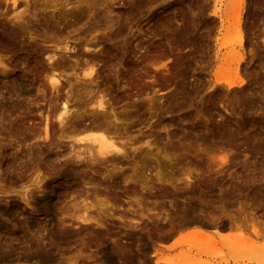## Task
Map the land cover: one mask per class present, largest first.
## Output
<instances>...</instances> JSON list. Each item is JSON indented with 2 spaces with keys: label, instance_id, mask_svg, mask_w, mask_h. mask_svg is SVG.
Listing matches in <instances>:
<instances>
[{
  "label": "rangeland",
  "instance_id": "1",
  "mask_svg": "<svg viewBox=\"0 0 264 264\" xmlns=\"http://www.w3.org/2000/svg\"><path fill=\"white\" fill-rule=\"evenodd\" d=\"M130 1L114 0L113 2L111 1L113 3L111 4L109 0L110 5L108 6L97 5L96 8H94L95 10H91L92 14L89 18L83 16V18L74 25V27L77 28L76 31V28L71 29V32L70 29L69 32L68 30L66 31L67 33L64 31L66 34L63 32L64 35L58 36L59 39L61 38V42L59 41V43L58 40H54L58 44L61 43V45H64V43H67L71 48L73 47L71 52L65 54L63 57L64 61L66 60L64 62L67 64L66 66H73L75 69L71 67V69H66L65 66V73L63 72L60 76L61 83L64 85L69 84L67 83L68 79L70 82H73L75 80V75H73V73L80 72L79 69L83 65L82 62L89 60L87 58H90L91 55L95 56L96 60H93L95 64L93 76L94 81H96L93 86L97 85V90L99 88V90L105 94L106 104H108L106 107V109H108L107 113L111 111V116L108 117V121L113 122L114 124L110 122L113 126L117 124L118 126L121 125L118 127L120 130L119 132L122 131L120 136H124L128 133L129 135H126L131 137H129L130 140L138 137L140 140L142 139L141 141H143V139L146 140L149 136H154L157 132L156 135L159 134L162 136V140L159 141V144L157 143L156 147L159 153L155 150L156 148H153L150 156L153 169L152 171L147 170V172H149V176L152 177V173L159 170L163 177V182L155 181L154 184H152L150 192L147 190H138L137 196L140 199V209L138 208L136 212L132 211V208L135 206L128 208V202H126L127 195L119 196V200H114V198L110 196L114 192H107L103 184H96L95 186L92 184L90 185V183L81 184V190L84 196H87L86 193L92 196L98 187L97 190H100L103 194L105 193L108 198H110V201L113 202L110 203L114 207L109 206L106 211L97 213V210H99L97 207V210L93 209L91 211L92 215L95 216L97 214L101 217V224L96 221L94 222V220L86 223L79 219L69 218L68 216L64 217L63 220V216L58 211L56 216L50 220L48 217L40 215L39 212L32 209L30 205H26L19 196V192H22L27 187L31 189L32 185L31 181L29 182L30 178L32 180L34 177L40 175L42 183H50L57 179L54 174L51 173L53 170L51 166L50 169L47 161H44L47 159L45 155L39 156L36 153L31 159L32 156L26 157V155L23 154L28 148H34L33 145L37 146L38 141L40 145L43 144V146H45V142L46 145H48L53 139L57 141V133L54 134V132H52L53 128H55L53 126L57 125L54 118V120L51 118V122H49L50 127H53L51 128V138L41 141L42 135H39L42 133L41 129L43 122H40V116L38 114L39 111H48L49 105L47 104L50 102L49 104L51 106L53 101L55 102V94L57 91L49 86L45 78L46 76H44L47 72L49 73L45 56L40 57L37 63L32 61L30 56L24 52L5 54L0 52V60L4 63L3 65L0 64V103L5 100L4 96H2L3 92L4 95H6L5 90H11L9 87L10 85L5 83L7 77H16L21 73V69L17 70L12 66L15 60H18L16 65L17 68H26L27 66H29L27 69L31 68L32 73L26 76V82L34 81L33 85L35 84L32 89V95L29 97L25 95L21 99L30 103L29 98L32 96L33 99H30L33 102H38V105L36 102L34 105L31 101L32 103L30 104L33 105L30 107V104L24 102V100L21 101V99H18L17 101H19L22 107L19 105L17 111L14 110V112L12 111L13 113L11 112L13 115L8 114L9 116H6L2 123L0 122V126L2 127L0 129L2 130L9 126L14 127L13 125L16 127L13 131H20L23 129V132L15 131L12 132L11 135L6 132L1 133L3 132L2 130L0 131V185L3 186H0V210L6 209V207L12 204H17L18 206L17 212L15 213L16 215L13 217L9 216L5 218V216L0 214V223L4 222L3 224L7 227L0 234V241H7L10 238L9 236H11V238L14 239L12 240V245L16 248L15 252L10 253L12 257L11 261L4 264H110L104 260V252L107 250H118L119 248L125 249L128 248L129 245L135 246H133V248L131 247L134 251L137 249L139 252H143L142 257H145V259L147 258L146 264H162L155 262L157 258H164L174 264H240L242 260L246 258V255H249V253L253 251L264 255L263 246L262 248L250 246L242 249H232V247L230 248V246H228L231 241H236L240 238H253V240L257 242L258 240L264 241V230H262V228L264 229V224H262L264 223V201H261L263 204L260 205L262 206L255 207L248 198V196L253 193V190L256 189L264 199V149L261 151L259 149V152L256 151L255 153H251L252 150H249L252 149V146L260 145L261 143L263 146H260L264 147V133H260L258 130L251 131L249 129L252 128L247 129V127L239 125L243 117L264 119V21L263 19L262 21L259 20V11L256 8L261 5L264 10V0H244L242 6L238 5L240 0ZM138 2L140 4H138ZM186 3H190L191 7H188ZM29 4L26 7L24 1L17 0L16 6H13L11 0H0V16L2 12L8 11L10 13L5 17L11 18L9 16L11 12H13V7L17 11L21 10V8L23 9V7L29 8ZM36 8V16L31 18V23L28 25L30 30L31 28L36 29L39 27L44 19H47L50 24L56 26L60 15H64L63 12L65 11L60 5L55 8H53V6H48L46 9H43L40 5H36ZM81 9L82 7L78 8V10ZM249 9L250 11L248 12L247 10ZM26 12L24 13L25 15ZM212 13H216L219 18ZM102 15L105 16V18L108 16V18H113L118 21L114 23V26L112 25L113 28L111 27V30L108 28H106V30L103 29V25L100 24L101 21H103ZM115 15L118 19H116ZM62 21L72 23V19L69 17L62 19ZM248 21L250 27L248 23H246ZM235 22H237V24H235ZM15 23L24 25L25 27V23L21 20H16ZM186 25L188 26L187 34L183 33ZM118 27L122 29L118 37L116 36L115 39L108 41L107 36L112 33L115 28L118 29ZM89 35L92 38H89ZM36 37L32 40L26 32L22 36L21 41H23V43L35 42L41 47H49L50 44L52 45V43H55L51 36L49 38L48 36L44 37L42 35L39 36L40 38ZM135 44H137V46ZM115 47L118 48V50L121 49L120 58L119 54L117 56L118 58H113V54H111ZM56 53L57 55L59 54L58 52ZM104 54L107 55V60L103 58L102 55ZM149 54H153L154 56L152 55L153 57H151ZM68 55L70 56L67 57ZM110 55L112 56L110 57ZM148 55L150 57H148ZM240 56L242 60L239 62L236 69L240 78H236V76H232L233 73H231L234 72L235 74V69L228 71L226 68ZM21 57L27 59L25 60ZM146 59L149 61H146ZM219 59H221V61ZM23 60L27 61L28 64L24 63L19 66V63L23 62ZM29 61L31 63H29ZM214 73L217 77L221 78V81L227 80L228 78L238 81V79L242 78L243 82L239 86L227 88L224 84L214 83ZM253 76L255 77L252 79ZM17 77L15 79L20 81V75ZM77 83L79 84L80 82ZM75 85L77 87L80 86L77 85L76 82ZM66 86L68 88V85ZM66 86H64L59 93L64 94ZM93 86L91 87L93 88ZM149 95L152 97H148L151 100L147 99ZM25 97L28 100H26ZM13 99H15L14 95ZM139 99H141V101H139ZM142 100L146 106H143L144 109L142 110L144 116L141 117L140 115L143 121H141L139 125L136 112L133 111L136 109L135 102L139 101L143 103ZM148 101L149 103L151 102V104H149ZM27 109L31 111L28 112ZM207 109L212 110L210 111L211 116L206 114ZM112 112L115 113V116L117 115V120L118 118L120 119L118 122L113 119L114 115ZM127 113L128 115L132 114L131 117H128ZM16 114L17 116L20 114L21 117H17ZM21 118H23V120ZM122 119H124L123 124L121 122ZM132 122L134 126L131 125ZM159 123L162 125L165 124L169 130H176L177 132L173 136L167 137L164 134L165 132L160 129L162 125H159ZM214 124L222 125V130H216ZM32 127L34 129L39 127L37 131H41L38 134L35 133L36 136H33L35 135V130L30 134V129L32 131ZM149 128L155 130L156 133L153 130L150 131ZM148 131H150L151 135L147 136V134H149ZM227 133L232 134L227 138L228 140L224 137ZM139 134L146 136H139ZM250 134L252 136H250ZM125 138L126 137H124V139ZM62 139L64 141L58 137V142L61 145V149L67 151L65 144L68 145L70 141L66 140V137ZM130 140L128 141L129 143L132 142V140ZM221 141H223L222 145L220 144ZM6 142H8L7 144L11 143L12 146L5 145L4 143ZM137 145L138 143L134 146ZM61 149L57 150L53 148V152L60 151L58 153L63 157L68 156L67 152L64 154L65 151ZM221 152L227 155L226 162L221 163V161L218 160L217 155ZM130 153L133 154L132 151ZM13 155L19 156L17 164H14L16 167H12L15 171H13L11 167H7L10 164L7 162L12 161ZM36 155L40 157L41 160L40 158H35L37 157ZM37 159H39L38 162L36 161ZM156 160L160 162L157 163L158 161L156 162ZM41 162L42 166L40 165ZM102 166H100L101 171L103 170ZM158 166L159 169L157 168ZM107 168H110V166ZM84 169V172H87H85V174H89L90 176L94 174V166L90 165ZM125 172L128 173L130 171L125 169ZM16 174H19V176L16 177ZM42 175L44 176L41 177ZM187 176L192 178V181L188 182ZM10 180L12 182L11 185L9 184ZM84 182H86V180ZM161 188L164 191L160 190ZM31 191L30 193L33 195L31 197L33 198H30V202L32 204L33 199L37 198L39 193L33 188ZM164 192L170 195H164ZM89 194L87 201L93 200H90L91 196ZM187 194L190 196L188 197ZM67 198L69 199L70 197ZM171 199L179 203H174ZM170 203L172 205H169ZM240 205L245 210H239ZM170 206L173 207V209ZM223 206L224 208L226 207V209L230 208L228 209L231 210L230 214L236 217L235 219L239 225L233 230L229 229L231 231H221L220 233L213 230L212 223L210 222L213 220L212 216H215L214 213H219ZM189 207L195 209L192 214L193 217L191 216L192 218L204 219L202 222L204 225L202 224L201 226H203L202 228H204L205 234L201 235V237H194L193 234L189 233L192 230L191 226H194L193 221H189L190 223L188 221L183 223L182 225L184 226L180 224L181 215H183ZM177 208L179 210H177ZM197 211L201 212L198 213ZM177 218L179 221H177ZM223 219H225V217ZM25 221H38L44 224V230L41 231L44 240H47L45 236L54 225L57 226V229L65 226L70 231H73L74 234L66 242L60 240L57 241L59 243L52 244L51 257L55 259L54 261L40 263L34 258L24 257V255L31 254L32 249H26L23 240L26 238L32 240L41 236L35 229L29 230V232L26 231V233L23 230L24 227L21 225ZM186 223L188 225L185 226ZM18 225L22 227L20 228ZM82 226H86V230H80ZM143 240L149 244L146 251L142 250L144 245ZM98 242L99 244H97ZM136 243L138 245L137 247ZM148 249H151V251ZM15 256H19V258Z\"/></svg>",
  "mask_w": 264,
  "mask_h": 264
},
{
  "label": "bare ground",
  "instance_id": "2",
  "mask_svg": "<svg viewBox=\"0 0 264 264\" xmlns=\"http://www.w3.org/2000/svg\"><path fill=\"white\" fill-rule=\"evenodd\" d=\"M16 1L17 0H11V3H12L13 6L16 4ZM22 1H24L26 7L30 3L29 4L30 7L29 8L23 7V9L21 8V10H17V11L13 7V12H11V14L9 16L11 18L5 17L6 15H8L10 13L8 11L2 12V15L0 16V52H3L4 54L5 53H20V52L23 53L24 52L28 56H30V58H31L32 61H35L37 63H38V60H39L40 57H42V56H45L46 57L47 64H48L47 67L49 69L48 70L49 73L47 72L48 74L46 73L44 76H46L45 78H46L47 82L49 83V86H51V88L53 90H56L57 93L55 94L56 95L55 102L53 101V104L51 106L49 104L50 102L47 104V105H49L48 111L47 110H45V111L43 110V111H39V113H38L39 116H40V122H43V125L39 122L42 125V129L40 128L42 130V133L39 136L42 135L41 136V138H42L41 141L48 140L49 138H51L50 137L51 133L54 132V134L57 133L59 139H61L62 141H64L62 138L66 137V140H69L70 143L68 145L65 144V147H67L66 148L67 151H65V149H61V145L58 142L59 140H58V137H57V141L56 140L54 141V139H53L50 143L47 142L48 145H46V142H45V144H44L45 146H43V144L40 145V142L38 141V145L37 146H34L33 145L34 148H32V147L31 148H28L25 152H23V154L26 155V157L27 156H29V157L32 156L31 159L33 158V155L36 154V153L39 156L40 155L41 156L42 155H45V157L47 159H45L44 161H47V163L49 164V168L51 166V168L53 169L51 173L54 174L55 178H57V179H56V181H53V182H50V183H42V180L40 179V175L34 177L32 180L30 178L29 182L31 181V185L33 186V187L31 186V189L33 188V189H35V191H37L39 193L38 194L39 196L37 198H34L33 199V203L32 204H31L30 200L33 198V197H31L33 195L30 193V191H31V189H29L30 187L28 188L26 186L28 189L25 188V190H23L22 192H19V196L24 201V203H26V205H30L32 207V209H35V211L39 212L40 215H42L44 217H48V219H50V220L53 219V217H55L56 214L59 212L63 216V218H62L63 220H64V217L68 216L69 218L71 217V218L79 219L82 222H86V223L88 221L90 222L91 220H94V222L96 221L97 223L101 224V217L99 215H97V214L96 215L98 217L96 215H95L96 216L95 217L94 215L91 214V211L93 209L94 210H97V208L99 209V210H97V213L98 212L106 211L109 206H112V204L110 203L112 201H110V198H108V196L105 193L103 194V193H101L100 190H97L98 187H97L96 190L94 189L95 190V193L93 194V192H92V194H93L92 196L89 193H86V192L85 193L87 194V196L86 195L84 196V194H83V192L81 190V184H83V183H87V184L90 183V185L92 184L93 186H95L96 184H103L104 187L107 189V192L108 191H113L114 192V193H112V195H110L111 198H114V200L118 199L119 196L127 195L126 196L127 197L126 202H128L127 203L128 204V208L135 206L134 208H132V211L133 212H136L138 210L139 206H140V199L137 196L138 190H140V191H142V190H145L146 191L147 190L148 192H150L151 191V188H152V184H154L155 181L161 182V183L163 182V177L161 176V172L159 170H156L154 173H152V177L149 176L150 174H149V172H147V170H149V171L151 170L152 171V169H153L152 168L153 166L151 165L152 164V161H151V157L150 156L152 154V149L153 148H156L157 147V143L159 144V141L162 140V136H160L159 134L156 135L158 132L156 133L155 130H153V129L152 130L156 133L155 134L156 137H155V135L154 136L152 135V137H154V138H152V137L149 136L146 140L143 139V141H141L142 139L140 140L138 137H136L134 139L132 138L131 139L132 142L129 143L128 141L130 140L129 139L130 136L128 137L129 134L126 133V132H124V131L123 132L126 133V134H128V135L125 134L126 136L125 135L124 136L123 135L120 136V133L122 131L119 132L120 130H119L118 127L121 126V125L118 126V124H117L116 125L117 127H116V126H113L111 124L113 122L108 121V117L111 116L110 115L111 111L109 113H107L108 112V109H106V107H107L108 104H106V98L104 97L105 94H103V92H101L99 90V88H98L99 91L97 90V85L93 86L95 84V81H96V80L94 81V76H93V74H94L93 73L94 72L93 70H94V65H95L93 63V60L96 58L95 56H92L91 55L90 58H87L89 60H86V61L82 62L83 65L81 66V68L78 66L80 68L79 69L80 72L78 71L79 73H73V75H75L74 76L75 78L73 77L75 79L74 81L76 82L77 85H80L81 87L80 86L77 87L75 85V82L74 81H73L74 82L73 83V82H70V80L68 79V82L67 83H69V84H66V85H68V88H67L66 85H64V84L61 83V77H60L63 74L64 70H66L67 68H70V67L71 68H74V67L73 66H70L71 64L69 65L70 67H67L66 66L67 64L64 63L66 60L64 61V57H63L65 54L71 52V50L73 49V47L71 48L69 45H67V43H64V45L62 44L63 46L61 45V43L58 44L59 41H60V39H61V38L59 39L58 36L64 35V33L67 30L69 32V29H70V32L72 31L71 29H75L76 27H74V25H76L83 18V16H87V18H89V16L92 14V11L91 10H93L94 8H96L97 5H102V6H108V5H110L109 4V0H39V1H35V0H22ZM111 1L113 2L114 0H110V3L113 4ZM128 1H130V0H128ZM243 1L244 0H240V2L238 3V5L239 6H242ZM260 3H262V2H260ZM138 4H140V3L138 2ZM187 4L188 3H186V5ZM255 4H254V7H255ZM36 5H40L43 9H46L48 6H53V8H55V7H57V6L60 5L61 8H63L65 10V11L63 10L64 11L63 12L64 15L63 14L60 15L61 12L59 13L60 18L57 21L56 26L50 24L47 21V19H44L41 22V24L39 25V27H37L36 29H32L31 28V30H30L29 27H28V25L31 23V18L36 16V14H35V10L37 9L36 8ZM127 5H129V4H127ZM78 6L80 8L82 7V9L81 10H78V8H79ZM102 6H99V7H102ZM188 7H191V4L190 3L188 4ZM256 8L259 11V14H258L260 16V17H258L259 20L262 21V19H263V21H264V10H263L262 6L260 5V6H257ZM171 10H173V9H171ZM247 11L249 12L250 9L247 10ZM25 12H26V15L24 14ZM106 13H108V12H106ZM109 13H110V11H109ZM212 14H214L216 17L219 18V16L216 13H212ZM57 16H58V14H57ZM254 16H255V13H254ZM66 17L71 18L72 19V23L63 22L62 19L66 18ZM102 17H103V19H102L103 21H101L100 24L103 25V27H104L103 29H105V30H106V28L110 29L112 27V25L114 26V23L115 22H118V21L114 20L113 18L112 19L111 18H108V16H106L107 18H105V16L102 15ZM116 19H118L117 16H116ZM16 20L23 21L25 23V27H24V25L16 24L15 23ZM254 20H255V18H254ZM246 23H248V26H249V24H250L249 21L246 22ZM98 24H99V22H98ZM235 24H237V22H235ZM183 26H185V25H183ZM97 27H99V26H97ZM210 27H212V26H210ZM94 29H97V28H94ZM151 29H152V27H151ZM194 29H195V27H194ZM76 30H77V28L75 29V31ZM121 30L122 29H120L119 27H118V29L115 28V30H113L112 33H110L107 36V40L109 41L111 39H115L116 36L118 37V34H120ZM180 31H181V29H180ZM26 32L28 33V35L30 36V38L32 40L35 39L36 36L39 37L40 35H42L44 37H47L48 36V38L51 36V37H53L52 39H53V42H55V43H52V45L50 44L51 46L49 45V47H41L40 45L36 44L35 42H24L23 43V41H21V38L24 35V33H26ZM86 32H89V31H86ZM90 32H91V30H90ZM95 33H96V31H95ZM183 33H185V34L188 33V26L187 25L184 28ZM86 34H89V33H86ZM81 35H83V34H81ZM64 37H66V36H64ZM198 37H200V36H198ZM207 37H209V36H207ZM67 38H68V36H67ZM67 38H65V39H67ZM89 38H92V37H90V35H89ZM54 40H58V43L56 41H54ZM63 41H65V40H63ZM58 45H61V46H58ZM135 45L137 46V44H135ZM132 51H134V50H132ZM56 52H58L59 54L57 55ZM120 53H121V49L118 50V48H116V47L111 52V54H113V58L114 57L118 58L117 57L118 54H119V58H120L121 57L120 56ZM149 55H148V57H150V56L153 57L154 56L153 54H152L153 56L152 55L149 56ZM69 56L70 55H68L67 57H69ZM102 56H103L104 59H106V60L108 59L106 54H104ZM102 56H99V57H102ZM111 56L112 55H110V57ZM87 57H89V56H87ZM21 58L22 59H25V60L27 59L25 57H21ZM151 59H153V58H151ZM21 60H19V61H21ZM25 60H23V62H20L19 63V66H20V64H24V63H27L28 64V62L25 61ZM147 60L148 59H146V61ZM219 60L221 61V59H219ZM241 60H242V57L240 56V57H238V59L236 61H234L233 63H231L228 68H226V69H228V71H230L231 69L232 70L235 69V74H234V72H231V73H233L232 76L235 75L236 78H240L239 77L240 75L238 76V74H237L238 72H237L236 69H237V67L239 65V62ZM35 62H34V64H35ZM17 63H18V60H15L14 61V64L12 63L13 64L12 66L15 69H17V70L18 69H21L20 70L21 73L18 74V75H20V79L21 80L19 79L20 81H17L18 79L17 80L15 79L18 75L16 77H7V80H5L6 81L5 83H7L8 85H10L9 87L11 88V90L10 89L5 90V94L6 95H4V92H3V95L1 93V95L4 96V98H5V100L0 103V122L1 123L4 121V119H5L6 116H9L8 114L11 115L14 112V110L17 111L19 105L22 107V105L19 104V101H17L18 99H21L25 95H27L29 97L33 93L32 92V89L34 88V85H35V84L33 85V82L34 81H29L28 83L26 82V79H27L26 76L28 74L32 73L31 68L30 69L29 68L27 69V67H29V66L26 67L24 65L23 66L26 67V68H20V67L17 68L16 67ZM29 63H31V62L29 61ZM0 64L3 65L4 63L0 60ZM10 64H11V62H10ZM218 64H219V62H218ZM74 66H76V65H74ZM76 69H78V68H76ZM125 71H126V69H125ZM231 73H230V75H231ZM215 75L216 74L214 73V83L215 84H224L227 88H231V87H234V86H239L243 82V79L242 78L241 79H238V81L231 80L230 78H228L227 80L221 81V78H219V77H217V75L216 76ZM254 77L255 76H253L252 79ZM62 79H64V78H62ZM96 79H97V76H96ZM77 82H80L81 84L80 83L78 84ZM62 85L66 86V90H65L64 94L59 93V91H61L64 88V86H62ZM91 86H93V88ZM255 91H256V89H255ZM13 95L15 96V99H13ZM258 95H260V94H258ZM262 95H261V97H262ZM42 96H44V95H42ZM148 97L149 98H152V97H150V95L147 96V99L148 100H151ZM30 98H32V96ZM30 98H29V100H30L29 102L32 103L33 101ZM25 99H26V97H25ZM22 100H24V99H21V101ZM26 100H28V99H26ZM139 101H141V99H139ZM139 101L138 102H135L136 103L135 104L136 105V109H134L133 112H136V115H137V118H138V121H139V125H140V122L143 121V119L140 118V115H141V117L144 116L142 109H144V107L146 106V104H144V101L143 100H142L143 103H141ZM24 102H27V101L24 100ZM35 102H33V104ZM30 103H28V104H30ZM148 103H149V101H148ZM36 104L38 105V102H36ZM149 104H151V102ZM32 105L30 104V107ZM21 107H20V109H21ZM30 107H29V109H30ZM251 108H253V107H251ZM29 109H27L28 112L31 111ZM211 109L210 110L209 109L206 110V114L209 115V116H211V112H210V111H212ZM36 110H37V108H36ZM43 112H46V113H43ZM128 113H127V115H128ZM112 114L114 115L115 113L112 112ZM131 115H128V117L129 116L131 117ZM16 116H17V114H16ZM18 116H20V114ZM51 116H53V117H51ZM116 116L114 115V118H113V119H115V121L117 120ZM51 118L52 119L54 118L56 120V122H57V125L56 126H53L55 128L50 127V123L49 122H51L50 121ZM134 118H135V116H134ZM18 119H20V118H18ZM21 119L23 120V118H21ZM118 120H120V119L118 118ZM118 120H117V122H118ZM123 120L124 119H122V121H121L122 124H123ZM127 120H128V118H127ZM56 122H55V124H56ZM23 123H24V121H23ZM132 124H133V122L131 123V125ZM160 124L161 123H159V125ZM214 125L216 127L215 129L218 130V131L219 130H222V128H223L222 125H217V124H214ZM239 125H241L243 127H247V129L248 128H252V129H249L251 131L252 130H254V131H257L258 130L260 133L261 132L264 133V129H263L264 128V119H255V118L253 119L252 117H250V118L249 117H246V118L243 117L242 118V121H241V123ZM239 125H237V126H239ZM13 126L14 127L9 126L7 128H4L3 130L0 129V131L2 130L3 132H1V133L6 132L7 134H10L11 135L12 132H15L16 131V130L13 131L14 129H16L15 125H13ZM132 126H134V125H132ZM39 127H37V128H39ZM166 127L167 126L165 124H163L160 127V129H162L163 132H165L164 134L167 137L168 136L171 137V136H173L177 132L174 128H172V129H174L175 131H171V130H169L168 127L167 128ZM0 128H2V127L0 126ZM37 128L34 129L32 127V131L30 129V134L34 130H35L34 131V134L35 133L38 134L41 130L38 132L37 131ZM51 128H53V131L52 132H51ZM123 128H124V126H123ZM150 128H149V130L152 131ZM175 128H176V126H175ZM22 130L23 129H21L20 131H22ZM20 131H16V132H20ZM150 131H148L149 134H147V136L148 135H151ZM36 134L33 135V136H36ZM152 134H153V132H152ZM10 135H7V136H10ZM140 135H142V134H139V136ZM231 135H232L231 133H227L226 136H224V137L227 139ZM142 136H144V135H142ZM250 136H252V135L250 134ZM122 137H123V139H124V137H126L125 139H127V140L124 139L125 140L124 141L122 139ZM7 143L8 142H6L4 144L6 145ZM136 143H138V145L137 146H134ZM162 143L164 144V142H162ZM222 143H223V141L220 142L221 145H222ZM7 145H11L12 146L11 143L10 144H7ZM164 145H166V144H164ZM260 145H262V143ZM260 145L252 146L251 147L252 149H249V150H252L251 153H253V152L255 153L256 151L259 152V149H260V151L262 149H264V147H262L263 145L262 146H260ZM4 147H6V146H4ZM7 147H10V146H7ZM62 147H63V145H62ZM53 148H56L57 150L58 149L59 150L61 149L62 151H65L64 154L67 152V155L68 156H64L63 157L60 153H58L60 151L53 152ZM220 148H222V147H220ZM249 148H250V146H249ZM130 150L132 151L133 154L130 153L131 152ZM155 150H157V148ZM158 153H159V151H158ZM59 155L61 156V158H60ZM12 157H13V159L11 158L12 159V161H11L12 163L8 161L7 163H10V164L7 167H11V168L13 166L16 167L15 165L18 162V159H19L18 157L19 156L17 157V156H14L13 155ZM263 157H264V155H263ZM35 158H40V157L37 156ZM217 158H218V160L221 161V163L222 162H226L227 155L225 153L222 154V152H221V153H219V155H217ZM38 160L39 159H37L36 161L38 162ZM40 160H41V158H40ZM57 161L58 162L61 161V162L58 163ZM157 161L158 160H156V162ZM159 162L160 161H158L157 163H159ZM41 164H42V162L40 163V165ZM43 164L46 165L45 163H43ZM48 164H47V166H48ZM90 165L91 166H94V170L93 171H94V174L95 175L94 174L93 175L91 174V176H90L89 174L88 175L85 174L86 171L84 172V170H85L84 168L87 167V166H90ZM107 165L110 166V168H107L108 167ZM20 166H21V163H20ZM95 166H96V168H95ZM100 166H102V169L105 170V171L102 170L104 173L101 171ZM160 167H161V165H160ZM157 168L159 169V166ZM7 169H9V168H7ZM91 169H93V168H91ZM95 169H97V170H95ZM125 169H128L130 172L126 173L125 172ZM12 170L15 171L14 168H12ZM93 171H92V173H93ZM47 173H49V172H47ZM44 175H42L41 177H43ZM17 176H19V174H16V177ZM245 176H246V174H245ZM11 180L9 181L10 182L9 183L10 185L12 183ZM85 180H86V182H84ZM187 180H188V182L189 181H192V178H190L189 176H187ZM9 184H8V186L10 187ZM0 186H2V185H0ZM160 190H163V189L161 188ZM1 191H2V189H1ZM140 191H139V193H140ZM158 193H159V191H158ZM88 194L91 196L90 200L91 199H93V200L87 201V198H89L88 197ZM167 194L165 193L164 195H167ZM169 195L170 194H168V196ZM187 195H188V197L190 196L189 194H187ZM162 196H163V194H162ZM162 196H160V197H162ZM67 197H70V198L68 199ZM181 197H183V196H181ZM248 198H249L250 202L252 203V205H255V207L256 206H262L260 204H263L262 202L264 201L263 197L260 195L259 191L256 190V189L253 190V193H251L250 196H248ZM222 199H223V197H222ZM171 200H172V202L174 201V203H177V202H175V200H173V199H171ZM171 203L169 205H172ZM241 205L239 207L240 208L239 210H242L243 211L244 208L241 207ZM176 206H178V205H176ZM230 206H231V204H230ZM17 207H18L17 204H12L9 207H6V209L0 210V214L3 215V216H5V218L6 217H9V216L10 217H13L14 215H16L15 213L17 212V209H18ZM112 207H114V206H112ZM184 207H186V206H184ZM192 207H189L188 210L185 211L183 215H181L182 217L180 216L181 217V222H182V223L180 222V224L182 225L183 223H185L187 221L188 222L189 221H193L194 222L193 223L194 226H191V229L192 230L189 233L193 234L194 237H197V236H200L201 237V235L205 234L204 228H202L203 226H201L203 224L202 222L204 221V219L192 218L193 217L192 214H193V212L195 210ZM171 208L173 209V207H171ZM174 208H176V207H174ZM172 209H170V210H172ZM183 209H182V211H183ZM228 209H230V208H228ZM228 209H226V207L224 208V206H223L221 208V210H220L219 213H216V214L214 213L215 216H212L213 217V220H211L210 223H212V226H213V230L214 231H217V232H220V233H221V231L228 232V231H231L229 229H232L233 230V229H235V228L238 227L239 224L237 223V220L235 219L236 217H234L232 214H230V211L231 210H228ZM177 210H179V209L177 208ZM199 212H201V211H199ZM104 213H102V214H104ZM195 214H196V212H195ZM121 216H122V214H121ZM121 216H119V217H121ZM177 216H178V214H177ZM210 216H211V214H210ZM223 216L225 217V219H223L224 218ZM178 218H177V221H179ZM165 219H166V217H165ZM209 219H212V218H209ZM105 220H107V219H105ZM36 222H34V221L33 222L25 221L23 224H21L22 222L20 223L24 227L23 230L25 232L26 231L29 232V230H34L35 229V231H37L41 235L38 238H35V239H32V240L31 239H28V238L24 239L25 241L23 240V242H25V246L24 247L26 249H28V248L29 249H32L31 254L24 255V257L34 258L36 261H38L40 263H42V262H44V263H46V262H52V261L55 260V259H53L51 257V253H52L51 251H52V248H53L52 247V244H57V243H59L57 241H60V240L63 241V242L64 241L66 242V241L69 240V238L74 233H73V231H70L69 229H67L65 226H62L60 229H57L56 228L57 226L54 225V227L52 229H50L49 232L45 236V238L47 240H44V237H43V235L41 233V231L44 230V224L39 223L38 221H36ZM3 223L4 222H1L0 223V234L7 228ZM166 223H167V221H166ZM195 223H196V225H195ZM262 224H264V223H262ZM169 225H171V224H169ZM186 225H188V224L186 223L185 226ZM182 226H184V225H182ZM80 230H82V231L86 230V226H82ZM262 230H264V229L262 228ZM23 236H25V235H23ZM9 237H8L9 240H7V241H0V263L1 264H4V263H7V262L11 261L12 257L10 255V253L15 252V250H16V248L13 247V245H12V242H13L12 240H14V239H12L11 236H9ZM137 241H139V240H137ZM130 243H132V242H130ZM97 244H99V242ZM128 244H129V242H128ZM133 244H135V243H133ZM133 246H130L129 245V247L128 248H125V249H122V248L120 249L119 248L118 250L117 249L115 250L113 248L114 249L113 251L112 250L111 251H108L107 250L105 252L103 251L104 252L103 258H104V260L107 263H110V264H146L147 263V260H146L147 258L145 259V257H142V255H143L142 253L143 252L141 253L137 249H136L137 251L135 250L136 251L135 252L133 249H131V247L133 248ZM137 246L138 245L136 243V247ZM228 246H230V248L232 247V249L233 248H235V249H242V248L250 247V246L255 247V248H262V246L264 247V241L258 240V242H257V241H254L253 238L252 239L251 238H242V239L240 238V239H238L236 241L235 240L231 241L228 244ZM148 247H149V244L144 241V245H143V249L142 250H145L146 251V249ZM149 251H151V249ZM15 257L19 258V256H15ZM155 262L156 263H162V264H174L173 262H169V261H167L164 258H157L155 260ZM177 264H181V263H177ZM240 264H264V255L262 253H257L256 251H253L252 253H249V255H246V258H244V260H242V262Z\"/></svg>",
  "mask_w": 264,
  "mask_h": 264
}]
</instances>
